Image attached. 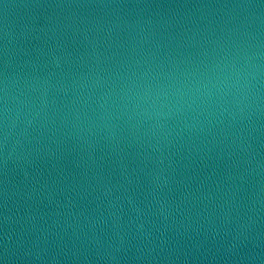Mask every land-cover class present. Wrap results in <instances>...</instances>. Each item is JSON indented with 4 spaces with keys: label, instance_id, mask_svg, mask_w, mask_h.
<instances>
[{
    "label": "water",
    "instance_id": "water-1",
    "mask_svg": "<svg viewBox=\"0 0 264 264\" xmlns=\"http://www.w3.org/2000/svg\"><path fill=\"white\" fill-rule=\"evenodd\" d=\"M0 264H264V0H0Z\"/></svg>",
    "mask_w": 264,
    "mask_h": 264
}]
</instances>
